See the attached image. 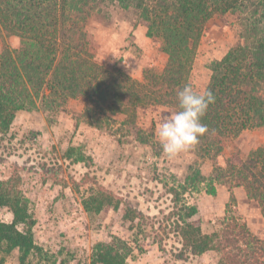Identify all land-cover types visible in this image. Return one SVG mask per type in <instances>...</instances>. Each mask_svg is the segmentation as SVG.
<instances>
[{
  "label": "trees",
  "instance_id": "obj_1",
  "mask_svg": "<svg viewBox=\"0 0 264 264\" xmlns=\"http://www.w3.org/2000/svg\"><path fill=\"white\" fill-rule=\"evenodd\" d=\"M105 8L107 16L111 8L132 11L137 23L145 25L146 36L159 40L166 55L161 69L146 68L142 78L136 79L118 61L109 64L97 58L86 25ZM226 13L236 15L238 40L208 65L205 88L212 89L215 102L201 120L207 131L190 149L198 158H215L242 130L264 125V0H0V34L19 39L16 48L4 46L0 52V133L8 131L20 110L38 106L54 110L69 98L81 97L86 101L84 114L89 124L113 125V117L118 115L115 132L148 144L153 131L138 124L139 111L160 104L177 110V92L191 84L194 55L205 23ZM202 183L209 185L211 194L214 183L225 185L231 201V189L242 187L246 197L258 204L264 219V141L246 155L232 152L222 164H214L208 176L197 162L188 165L177 188H169L173 207L168 214L174 217L168 225L180 244L172 251L176 259L214 251L216 264H264V238L253 234L237 216L225 211L218 228L209 233L191 220L197 207L181 200ZM100 196L84 200V208L91 211L95 204L96 211L108 209L112 194L101 191ZM0 206L12 214L10 222L0 221V249L5 253L17 249L20 263H24L40 248L32 235L35 218L15 173L0 179ZM123 218L137 232L130 240L111 235L107 242L94 243L90 264H126L144 251L139 235H148L146 216L126 207ZM153 238L165 251L162 237L154 234Z\"/></svg>",
  "mask_w": 264,
  "mask_h": 264
},
{
  "label": "rangeland",
  "instance_id": "obj_2",
  "mask_svg": "<svg viewBox=\"0 0 264 264\" xmlns=\"http://www.w3.org/2000/svg\"><path fill=\"white\" fill-rule=\"evenodd\" d=\"M86 29L97 58L109 64L118 61L136 79L142 78L144 69L159 70L166 61L159 40L146 36L145 25L137 23L132 11L111 8L107 16L105 8L103 14L88 20ZM237 40L235 14H218L205 23L191 69L190 82L195 90H204L210 76L209 63L221 58ZM18 43L16 36L0 34V52L4 46L13 49ZM85 105L84 98L76 97L54 110H44L41 106L20 110L8 131L0 133V179L11 173L19 177V186L35 218L34 243L40 248L24 263H20L17 249L8 253L0 249L2 264H90L94 243L107 242L111 235L130 240L137 232L123 218L126 207L146 216V231H149L147 237L139 235L144 251L136 253L126 264H216L218 255L214 251L186 260L172 255L180 244L168 225L174 219L168 217L173 207L169 188H177L192 163L197 162L208 176L214 164H222L232 152L246 155L264 141V125L242 130L226 142L215 158H198L190 149L169 158L163 154L156 135L161 122L174 112L168 106L151 105L139 111L138 124L146 131H153L151 142L141 144L132 136L115 132L120 124L118 115L113 117V125L89 124ZM80 156L83 161H77ZM214 186L213 194L207 192L209 185L202 183L198 189L183 195L182 202L197 207L191 220H196L202 231L209 233L218 228L227 211L244 222L253 234L264 238L260 207L246 197L244 189L232 188L234 200L231 201L225 185L214 183ZM101 191L112 194L110 207L96 211L93 204V209L87 211L84 200L94 194L100 198ZM11 220V212L0 206V221ZM154 234L162 237L165 251L154 242Z\"/></svg>",
  "mask_w": 264,
  "mask_h": 264
},
{
  "label": "clouds",
  "instance_id": "obj_3",
  "mask_svg": "<svg viewBox=\"0 0 264 264\" xmlns=\"http://www.w3.org/2000/svg\"><path fill=\"white\" fill-rule=\"evenodd\" d=\"M177 101V110L161 122L156 133L163 154L169 158L193 148L207 131L201 120L215 96L211 88L197 91L186 83L178 90Z\"/></svg>",
  "mask_w": 264,
  "mask_h": 264
}]
</instances>
